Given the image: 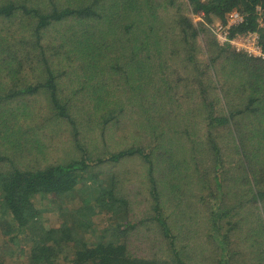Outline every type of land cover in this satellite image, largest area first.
I'll return each mask as SVG.
<instances>
[{"label":"trees","instance_id":"obj_1","mask_svg":"<svg viewBox=\"0 0 264 264\" xmlns=\"http://www.w3.org/2000/svg\"><path fill=\"white\" fill-rule=\"evenodd\" d=\"M46 1L0 0V20L6 21L0 24V33L4 30L3 35H0V77L4 73H12L14 67L16 71H19L25 66L24 73L22 70L18 72L23 74L24 81L28 75L36 72L38 74L34 83L11 89H6L4 85L2 90L6 89L8 92L3 97L0 94V101L5 100L12 105L22 99L36 106L47 102L49 103L47 110L41 111L38 116L52 113L56 122L58 120L62 124L60 129L66 132L60 133L57 138L52 139L50 145L43 149V152L49 154V158L56 157L53 161L40 163L41 160L35 167L27 168L21 163L14 165L12 161L28 158L26 153L32 156L38 155L39 146L35 143H27L24 140L25 135L22 134L26 132L22 130V133L18 132L17 125L5 126L3 142L0 143V163L3 164L0 165V237L2 242L0 253L4 254L0 255V264H3L2 258L6 254L11 258L17 256L21 258L23 255L28 258L29 264H60L61 253H64L63 257H66L65 260L69 264H202V261L208 259V252L214 249L219 256L216 264H233L229 261L230 251L233 258L245 255V252L231 246L233 242L228 241V234L237 229L239 224L242 226V223L245 225V231H253L251 252L256 253L257 256H261V252L264 254V200L261 201V198H264V58L249 57L227 46H220L214 41L206 43V47L215 51L211 59L216 61L218 57H222V60L227 63L228 71L225 73L226 80L220 77L217 79L220 89L218 90L217 86L213 88L220 92L218 95L220 106H218L221 110L216 115H212L214 109L209 112L205 127L210 134L212 132V138L215 140L218 137L215 131L227 133L229 143L226 145H232L237 152V155H234L239 157L235 164H232L234 156L225 153L219 141L220 144L217 141H211L210 150L208 148L207 153L213 158L212 171L208 173L207 169L204 170L200 166V162H196L199 172L197 171L191 186V189L199 190L197 196L203 199V205L209 212V219L203 218L206 215L204 210L194 207L193 200L196 198L193 193H190L186 199H183L184 203L178 213H175L176 220H171L159 200L162 192L167 194L166 198L169 201L175 195L170 192V187L162 186L176 180L175 177L171 180V175L176 174L178 179L184 171L187 172L186 156L182 153L179 162L173 152H170L169 140L166 141L163 136H154L145 129L143 131L148 132L146 137L148 139L144 147L138 146L136 144L138 142H135L125 149L111 152L106 149L104 140H101L96 143L97 151L91 150L89 137L85 133L89 131L83 124L85 118L87 121L93 120L98 127H112L120 124L123 118L122 108L114 104L108 106L97 102L90 103V99L96 97L102 85L98 86L100 80L95 78L96 76L91 75L89 76L91 78H88L85 75L84 77L80 74L73 75L72 68L76 69V67L71 63L75 62L67 61L62 70L55 65V58L63 56L64 48L81 54L90 51L89 41L82 38L76 39L74 47L69 48L70 42L66 41L65 35H68L70 31L59 34L58 43L55 45L46 43L44 40L46 37L49 38L51 26L71 18L83 22L87 32L107 35L113 41H116L117 37L108 34V25L115 23L114 27L119 31L123 30L120 34L123 35L133 28L138 20L143 27L154 30L158 38H154V52L150 54L153 58L154 53L161 48L165 51L169 46H173L174 40L169 42L162 34L156 32L159 28L154 20L156 16L150 0H143L144 4L141 3L139 6H136L135 0H120L121 4H116L114 0H75L65 6L54 5L49 9L42 5ZM187 2L193 6V11L202 12L208 22L214 19L224 22L229 11L233 9L240 11L245 15V20L230 29V35L256 31L264 52V0H187ZM126 4L130 7H118ZM257 7L260 8L259 13ZM148 11L149 15H147ZM15 17L20 19L17 21L21 25L20 29L22 31L25 29L26 32L24 34L19 32L22 37L18 39L11 37L9 40L7 35L10 32L11 23L8 24V21H14ZM145 18L147 22L144 21ZM178 20L183 23L180 31L182 39L183 37L186 39L183 42L189 43L194 53L197 47V36L203 34L205 30L209 31L208 26L198 23L197 27L185 16L182 20L179 17ZM99 21L101 31L96 28V23ZM150 52H152L151 49ZM192 52L188 58L195 60ZM131 75L132 71L126 74L128 77ZM233 76L235 80H231ZM92 78L89 84L88 80ZM4 79V77L0 78V87ZM121 79L122 76L120 81ZM198 79L201 85L202 79L199 76ZM229 82H232L229 90L224 89L223 87ZM203 87L201 85L202 92L205 91ZM41 92L44 96L32 97ZM228 98H239V104L228 110L224 105V101ZM208 103L211 108L212 102L208 101ZM2 110L5 116L2 122L12 123L8 120V116L18 118V110L7 109L0 103V111ZM217 117L218 119H215ZM16 122L20 121L16 120ZM247 124L257 125L259 129L263 128L259 132L260 137L256 135L251 145L248 142L249 138L242 131L245 128L243 125ZM210 126H214L213 129H210ZM99 137L104 139L105 133H101ZM204 140L203 137V142ZM13 144H16V148L12 149L11 155L6 147ZM166 144H169L168 147L165 146ZM254 150H261L256 151L262 152L261 161L253 159ZM70 151L74 153L73 156L70 155ZM58 157L62 158L57 159ZM122 157L126 158L123 160L125 162L128 159L135 160L134 157H136L138 163H143L145 168L147 167L150 178L149 195L150 200L153 201L151 207L153 219L139 215L132 202L125 199L117 187L118 178L115 172L103 171L107 165L117 166L123 162L120 160ZM197 157L198 155L193 153L195 161ZM158 166L164 170L163 177L159 181L155 179L154 173L155 169H159ZM236 166L242 178H237L229 172ZM138 170L140 174L143 173L142 169ZM184 181L179 183L190 189V183ZM77 193L80 195H76ZM73 195L77 196L78 201L71 205H64L63 201L68 202ZM36 199L40 200L41 204L37 205ZM256 199L260 200L256 201ZM148 201L145 202L148 203ZM189 201L192 202L189 203ZM255 202H259L257 208L261 213L259 217L261 226L253 229L251 223L246 221V216L238 212V209L250 212L249 207L254 206ZM44 211L51 212L56 219L50 221L49 217L43 216ZM197 211L202 213L203 220L211 223L213 231L204 224L205 236L215 242L210 244L208 239L200 235L195 236L197 234L195 228L198 229L202 224L200 216L193 214ZM104 214H106L105 217ZM104 219L113 223L111 231H107V227L101 225ZM150 221H155L157 235L160 237L157 241L150 240L146 231H142L143 247L134 248L133 229L136 226H143L146 222L149 224ZM260 227H263V236L257 230ZM174 228H177L176 233L173 231ZM103 229L106 230V236ZM186 233L189 236L188 240L194 245L196 242L195 248L198 250L196 255L194 249L187 252V244L178 243L179 234ZM89 235L92 239H88ZM250 246L251 242L248 250ZM132 248L134 250L130 251ZM147 249L150 251L144 255L143 252ZM248 253L245 256L248 257ZM249 263L255 264L251 261Z\"/></svg>","mask_w":264,"mask_h":264},{"label":"rangeland","instance_id":"obj_2","mask_svg":"<svg viewBox=\"0 0 264 264\" xmlns=\"http://www.w3.org/2000/svg\"><path fill=\"white\" fill-rule=\"evenodd\" d=\"M74 1L75 0H47L42 5L48 7L47 9H49L54 5L61 7ZM114 1L116 4H121L122 2L120 0ZM150 1L153 13L156 16L154 20L159 28L156 32L162 34V36H164L166 40L168 39L169 42L174 40L172 41L174 42L173 46H169V48L165 51L161 48L160 51L154 53V58L151 57L150 54H153L154 52L153 42L154 38H156V33L154 30H149L148 27H143L138 20L135 22L134 27L130 28L127 33H123V35H120L123 30L119 31L114 27L115 23L108 25V34L110 36L117 37V40L113 41L107 35H96L94 32H87L83 22H78L75 18H71L68 21L51 26L49 28L50 36L49 38L46 37L44 41L55 45L58 43V35L65 34V31H70L68 32V35H65V38H67L66 41L70 42L69 48L74 47L73 44L76 39L82 38L89 41L91 43V52L88 50L87 52L81 54L78 51L71 52L70 50L64 48V53H62L63 56L55 58V65L58 69L62 70V67H64L67 61L75 62H70L71 65L76 67V69L72 68L73 75L80 74L82 77L85 75L88 78H91L89 77L91 75L96 76L95 78L100 80V84L98 86L102 85L96 97L90 99V103L97 102L102 105L107 104L108 106L114 104L122 108L121 116L123 118L120 124L112 127H98L95 125L93 120L87 121L85 118L83 124L89 131V133H85L87 134L86 136L89 137L88 140L91 145V150L97 151L96 143H99L101 140H104L106 149L111 152L125 149L135 142H138L136 143L138 146L141 145L144 147V145H146V140L148 139L146 138L147 133L149 132L154 136H163L166 141L169 140L170 152H173L174 157L179 159V162L182 158V153L186 156L187 159L185 161L188 166L187 172L184 171L183 175H180L178 179L176 174L173 176L171 175L170 179L173 180V177H175L176 180L170 181L171 183L169 185L162 186L164 188L170 187V192H172V195L175 196L171 197L169 201L166 198L167 194L162 192V197L159 202L161 206L165 208L166 214L171 218V220H176L175 213H178V210L184 203L183 199H186L190 193H193L196 198L193 200L195 205L194 207L199 210L202 209L206 213L204 217L201 215L202 213L200 214V211L193 213L197 214L196 216L199 215L200 221L202 220V224L199 228H195L197 232L195 236L200 235L201 237L208 239V243L211 244L215 241L211 238H207L204 230V224H207L209 227L208 229L213 231L211 223L203 220V218L209 219V212L205 205H203V199H200L197 196L199 190L195 191L194 188L191 189V186H193V178L197 175V171L199 172L198 167H196V162H200V166H202L204 170L207 169L208 173H211L213 158L207 153L210 150L209 143L211 141H217L218 144L221 143V146L225 149V153L234 156L232 164H235L236 159L239 157L235 156L237 155V152L236 149L232 148V145H226V143H229L227 133L215 131V135L219 137L215 140L212 138V132L210 134V131L205 127L208 123L207 116H209V112L214 109L212 115H216L221 110L219 107L220 105L218 104V95H220V92L213 88L217 86L218 90L220 89L217 79L220 77V79L226 80L227 74L225 73L228 71L226 69L227 63L222 60V57H218L216 61L215 59H211V57L214 56L215 51L210 50V47H206V43L209 41L217 43L210 30V26L217 20L214 19V21L208 22L204 18L205 22H198L202 23V25L208 26L209 31L206 32L205 30L203 34L197 36V47L193 53L190 49V44H184L183 42L186 40L184 37L182 39L180 35L183 23L178 20L179 17L182 20L185 16L188 17L194 25L191 17L192 13L195 12H192L193 6L189 5L187 0ZM135 2L136 6H139L144 1L135 0ZM129 4L118 7L127 8L130 7ZM28 6H32V4H28ZM147 15H149V11ZM19 20V18L15 17L14 21H8V24L11 23L10 32L7 35L9 40L11 37H14L13 39H18L26 32L25 29L23 31L20 29L21 25L17 22ZM144 21L147 22L146 18ZM4 22L6 21L0 20L1 25L4 24ZM26 23L28 25V22ZM196 26L198 27V24ZM96 28L101 31L102 27L100 21L96 23ZM3 33L4 30L0 33V35H3ZM150 49L152 52L149 53ZM191 52L194 54L195 60H190L188 58ZM25 69L26 66L23 70L22 68L20 70L24 73ZM120 70H122V72H120ZM19 71H16V68L14 67L12 73L2 74L1 77L5 78L2 86L0 87V94L2 97L8 92L6 89L19 87L28 83H34L35 79L38 78V74L36 72L35 74L28 75L26 77V81H24L23 79L25 77L23 74H19ZM129 71H132V75L128 77L126 74ZM212 74L215 77H213ZM121 76L122 79L120 81ZM198 76L202 79L201 85L204 86V92H202L201 85L198 83ZM92 80L93 78L88 80L89 84ZM231 80H235L234 76ZM4 85L7 88L2 90ZM231 85L232 82H229L223 88L229 90ZM62 87L63 85L61 88ZM41 95L44 96L41 92L38 95H32V97L35 98ZM208 101L212 102L211 108ZM224 102L225 107H227L228 110H231L232 107L235 108L239 104V98H228V100H225ZM0 103L7 109H11L13 111L18 110L17 119L8 116V120L12 123H9L8 121L2 122L5 116L4 111H0V143L3 142L2 135L5 134L3 131L5 126L17 125L18 132H21V130L22 132H26H21L25 135L24 140L27 143H35L40 149L38 155L36 154L35 156H32L26 153L28 158L13 160L12 164L18 165L21 163L24 167L33 168L39 164L41 160L42 162L40 163H49L53 161L56 157L49 158V154L43 152V149L44 147L50 145V143L57 138L60 133L62 134L63 130L60 129L62 124L59 123L58 120L56 122L52 113H46L38 116L41 111L47 110L49 103L46 102L36 106L30 101L22 99L12 105L6 103L5 100L0 101ZM215 119H218V117ZM16 120H19L20 122L17 123ZM213 127L214 126H210V129H213ZM243 127L245 128L242 131H244V135L249 138V145L253 144L256 135L260 137L259 132L263 130V128L259 129V127L254 124H247L246 126L243 125ZM144 129L148 132L143 131ZM101 133H105L104 139L99 137ZM203 137L205 138L204 142ZM168 145L169 144H166L165 146L168 147ZM15 148L16 144L10 145L8 148L6 147L11 155L13 152L12 149ZM256 151L261 150H254L253 159H255V161H261L262 157L260 155H262V152ZM193 153L198 155L196 159L197 161L193 158ZM70 155L73 156L74 153L70 151ZM59 158L62 157H58L57 159ZM134 158L135 160L130 161V159H128L125 162L123 160H126V158L122 157L120 160L123 162L117 164V166L107 165L104 167L103 171L105 170L107 172V170H110L111 173L115 172L118 178L117 187H119L125 196V199H129L132 202L135 211L138 212L139 215L151 218L153 216L151 208L153 201L150 200L151 197L149 195V173L148 170H146L147 167L145 168L143 163H138L137 158ZM15 161L17 163H15ZM1 164L2 163H0V165ZM158 168L159 169L154 170V173L156 174L155 179L159 181L163 177L164 170L160 166H158ZM236 168L238 167H232L229 172L237 178H242L241 173L237 171ZM138 169H142L143 173L140 174ZM108 174L110 173L108 172ZM182 180H185L184 182L187 181L188 184L190 183V189L179 183ZM76 195H80V193H77ZM146 200H149V204L145 202ZM257 200L259 201L260 199H256V201ZM263 200L264 198H261V201ZM76 201H78V198L73 195L69 198L68 202L66 200L63 201V203L64 205H71ZM190 202L192 201H189V203ZM258 203L259 202L254 203L255 208L254 206L249 207L250 212L241 210V208L238 209V212L240 211L246 216V221L251 223L253 229L257 226H261L259 222L261 213L257 208ZM36 204H41L40 200L36 199ZM42 214L44 217H49L50 221L56 219L52 216L51 212L44 211ZM105 215L106 214L103 216L105 217ZM101 225L107 227V231H111L113 223L104 219ZM244 227L245 225L242 223V226L239 224L237 229L232 230V233L228 234V241L233 242L231 246L235 249L238 248V250L241 249V251L245 252V255L249 252V258L245 255H238L233 258L232 251H230L231 259H229V261L233 264H250V261L252 263H255L256 261L260 262H256L255 264H264L263 252H261V256H257L256 253L251 252L253 250L252 241L254 240L253 231H245ZM133 230L134 248L143 247V233L141 235L142 231H146V233L150 236V240L155 239L157 241L160 237L157 235L158 230L156 228L155 221H150L149 224L146 222L143 226H136ZM257 230H259L261 236H263V227H260ZM173 231L176 233L177 228H174ZM103 232L106 236L105 229H103ZM223 232L224 229L222 230V233ZM179 237L180 239L178 240V243L180 245L187 244V252L194 249V254L196 255L198 252L195 248L196 242L194 245V243L188 240L189 236L187 233L179 234ZM88 239H92L91 235H89ZM250 242L251 246L250 250H248ZM1 243L0 237V245ZM156 244L157 243H155V245ZM205 246L208 247V245ZM129 249H131V247H129ZM150 249H147V251L145 250L143 254L147 255ZM133 250L134 249L132 248L130 251ZM0 255L4 254L0 253ZM208 255L209 256L206 255L208 259L204 260V262L202 261V264H216L217 258L219 257L217 251L214 249L213 251L208 252ZM63 256L64 253L59 255V258L61 259V262L59 260V263L69 264L68 261L65 260L66 257L64 258ZM2 259H4L3 264H29L28 258L23 255L21 258H18V256L11 258L6 254Z\"/></svg>","mask_w":264,"mask_h":264},{"label":"built area","instance_id":"obj_3","mask_svg":"<svg viewBox=\"0 0 264 264\" xmlns=\"http://www.w3.org/2000/svg\"><path fill=\"white\" fill-rule=\"evenodd\" d=\"M257 12H260L259 7H257ZM194 13L195 12L192 13L191 17L195 26L199 21L205 22L204 14L202 12ZM244 20L245 15L240 11L233 9L226 14L224 22L217 20L210 26V30L218 45L227 46L231 50L242 52L249 57L264 58V52L259 42V35L256 31L230 35V29L241 24Z\"/></svg>","mask_w":264,"mask_h":264}]
</instances>
